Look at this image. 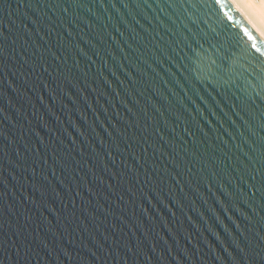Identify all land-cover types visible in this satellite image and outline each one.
<instances>
[{
	"label": "water",
	"instance_id": "95a60500",
	"mask_svg": "<svg viewBox=\"0 0 264 264\" xmlns=\"http://www.w3.org/2000/svg\"><path fill=\"white\" fill-rule=\"evenodd\" d=\"M0 264H264V40L228 0H0Z\"/></svg>",
	"mask_w": 264,
	"mask_h": 264
},
{
	"label": "bare ground",
	"instance_id": "6f19581e",
	"mask_svg": "<svg viewBox=\"0 0 264 264\" xmlns=\"http://www.w3.org/2000/svg\"><path fill=\"white\" fill-rule=\"evenodd\" d=\"M264 40V0H228Z\"/></svg>",
	"mask_w": 264,
	"mask_h": 264
},
{
	"label": "snow or ice",
	"instance_id": "6c2138e0",
	"mask_svg": "<svg viewBox=\"0 0 264 264\" xmlns=\"http://www.w3.org/2000/svg\"><path fill=\"white\" fill-rule=\"evenodd\" d=\"M217 2H219V0H217ZM229 18H230V17H229ZM252 47H253V48H255V47H256V45H255V44H253V45H252Z\"/></svg>",
	"mask_w": 264,
	"mask_h": 264
}]
</instances>
